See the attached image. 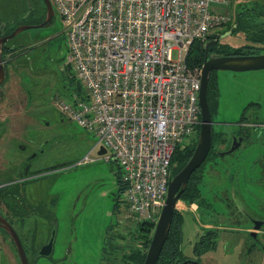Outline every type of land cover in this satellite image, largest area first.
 Wrapping results in <instances>:
<instances>
[{
  "label": "built area",
  "instance_id": "1",
  "mask_svg": "<svg viewBox=\"0 0 264 264\" xmlns=\"http://www.w3.org/2000/svg\"><path fill=\"white\" fill-rule=\"evenodd\" d=\"M233 1L51 0L69 42L67 66L84 89L55 107L98 136L93 150L103 145L107 162L118 160L124 220L160 217L174 152L201 124L202 68H189L186 56L232 21L219 8Z\"/></svg>",
  "mask_w": 264,
  "mask_h": 264
},
{
  "label": "flooded vegetation",
  "instance_id": "2",
  "mask_svg": "<svg viewBox=\"0 0 264 264\" xmlns=\"http://www.w3.org/2000/svg\"><path fill=\"white\" fill-rule=\"evenodd\" d=\"M7 3L9 4V14L17 21L12 25L0 27V39L8 38L19 27L21 28V26L32 27V29L22 31L21 33L34 32L28 35L27 39L29 40H25L24 38L18 39L21 33L9 38L8 41L4 42L2 51V60L5 59L4 64H6V61H10V68L13 70V76L19 81L21 90L25 92V100H23V103L25 102V108H30L32 104L39 99H34L32 89L26 87L24 83V79H29V77L32 78L33 75L31 70L28 69V63L22 59L25 58L28 62H31L29 53L34 51V49L39 50L38 48L52 40V37H55L56 33H53V31L56 27L60 30L61 17L56 14L57 11L51 0H7ZM261 3V5H264V0H261ZM49 6L52 9L50 13ZM261 18V24L264 27V16ZM231 19L234 25L235 22L233 17ZM224 34L226 36L235 35L225 25L219 32L208 39L207 42H212L216 37H219V40L210 47L208 51L209 57L231 56L221 55V52L226 47L225 45L228 44L227 42H221V37L224 36ZM242 44H244V42H242ZM230 46L237 48L240 44L237 46ZM249 51L247 54L239 51L234 57L261 55L264 53L253 54ZM10 68L7 70V74ZM261 70H264V68ZM261 70H250V72L229 71L237 78L239 87L237 86L238 89L234 91V100H232L228 93L227 97L223 100H225L226 105L228 104L231 106L234 112H230L225 106L227 111H224L222 108L221 117H218V100V109H216V111H214V106L210 107L213 128L210 153L202 166L203 169L201 170L200 167L191 175L192 177L180 197L182 203L185 206H189V210L192 212L186 209L184 211L178 209L183 218V225L180 244L181 254L177 257L178 261L175 264H192L191 261H196L200 264H204L205 262L206 264H264V91L257 92L256 96H251L247 99H241L240 97L244 91L242 88L246 90L244 94L249 95L251 92L249 88L253 84L249 83L246 78H254L256 72ZM11 74L12 71L9 76H11ZM29 90L32 92L31 102L29 99ZM54 100L55 99H53L52 102H54ZM42 102H46V100H42ZM58 113L57 120L59 122L62 120L64 121V116L59 111ZM27 122H29V120ZM197 135L198 130L193 136V141L186 145V147L192 145L195 141L198 142L197 139L199 135ZM3 137L4 135L2 138ZM44 143H47V141L45 140ZM33 144L34 140H30L29 147H32ZM17 147L21 150H26V148H28L27 144L25 146L26 148L21 145ZM236 147H238L236 152L231 154L234 155L232 163L228 165L226 161L221 162L220 164L224 166V169L222 172L218 171L219 163L215 161L217 157H229L222 156L221 154ZM40 151L41 153L44 152L42 144L38 149V152ZM237 153L242 154L240 157H237L235 156ZM207 161H209L208 165H206ZM110 162L116 165L115 162ZM32 163L33 161L29 159L22 161L19 165L22 168L17 166L15 170L17 176L9 182L4 180L1 181L3 171L0 169V253H4L6 257L16 264L23 263L15 235L21 243L24 254L27 256L28 264H37L42 257L51 259L55 254L54 252L59 242L57 239L60 233V218L56 216V213L52 212V214L44 215L41 212L42 210L32 209L29 211L31 207L29 205L27 206L23 197L16 193V187L21 184L24 185V183L30 179L31 176L23 179L20 178V176H24L31 172L28 167ZM205 165L206 167L204 168ZM214 166H216V169L213 168ZM65 167H57L56 171L62 170ZM179 172L172 170L171 175L175 176ZM233 177L242 179V183L245 186V193L243 196L242 194L238 196L235 192L233 193L232 190L226 189L223 185L224 183L226 184V182L229 184ZM200 178L202 179L199 185L203 187L201 195L197 198L195 203L189 205L182 200V197L183 195L187 196L189 194L190 190H188V188L194 186ZM117 179L120 185L118 193L114 195L116 205L119 204V202L121 203V189L124 186L121 182V176ZM99 180H101V177ZM214 182H216L217 185ZM102 183L103 182H100L98 187H100ZM211 185L216 186L220 194L218 193L216 198H212L211 201H207L205 196L211 193ZM203 190H206V193H203ZM215 204L219 205L220 211L215 210ZM192 206H195V211L192 210ZM121 213L122 207L116 209V213L114 214L116 217V224L107 229V234L99 250V264L141 263L140 260L144 251L142 249L143 244L141 243L140 223L124 220ZM82 214L81 210L72 213L67 210L63 215L64 227L68 225L70 220L72 222L71 225L74 226L77 221L82 220V217L85 215ZM187 215L193 216L195 222L199 225V231L196 233L198 239L192 247L196 260H192V258H188L187 256L185 257L182 248L184 243V223ZM31 227L38 232L30 231ZM40 229H42V231ZM53 231H55V235L51 255L38 256V252L42 247L49 244ZM69 234L71 235L70 232ZM222 235L231 237L229 240H226L222 238ZM61 241L63 244L68 242L63 239ZM213 252L218 253L217 256L219 260L214 259L211 254ZM82 256H84V254H82ZM132 256H136L137 263L133 259H128ZM202 257L205 259L204 262L203 259H201Z\"/></svg>",
  "mask_w": 264,
  "mask_h": 264
},
{
  "label": "rangeland",
  "instance_id": "3",
  "mask_svg": "<svg viewBox=\"0 0 264 264\" xmlns=\"http://www.w3.org/2000/svg\"><path fill=\"white\" fill-rule=\"evenodd\" d=\"M239 3H242V0H234L232 4L221 6L219 10L232 16L235 6ZM15 21L17 20H14V17L9 14L7 0H0V27L12 25ZM63 31L64 27L61 22L60 30L56 27L53 31L56 35L52 37V40L38 48L39 50L34 49L29 53L31 62L25 58L22 59L28 63V69L33 75L32 78L24 79V83L26 87L32 89L34 99H39L30 108H25V102L23 103L25 92L21 90L20 83L13 76V70L10 68L6 80L10 82L7 83L9 87L2 90L4 94L0 93V169L3 171L1 181H12L17 176L15 174L17 166L22 161L28 160L36 151L38 152L42 144L44 152L33 158L30 171L37 173L43 171L45 174L32 177L24 185L16 187V193L23 197L27 206L31 207L29 211L32 209L42 210L44 215L55 212L56 216L60 218V233L57 239L59 242L55 254L51 259L42 257L37 264H99L101 243L107 234V229L116 224L114 215L116 209L122 207V203L119 202L116 205L114 200V195L118 193L120 185L117 178L122 176V171L117 164L108 163L103 156H97V150L95 151L93 148L97 145L98 136L94 132L82 129L73 121L64 119L59 122L57 120L59 113L55 107V100L59 98L71 99L73 92L84 93V89L79 88L80 85L73 77L75 73L67 66L66 57L69 53V42ZM33 33L23 32L18 39L29 40L27 39L28 35ZM241 39L239 33L227 36L224 34L221 37V42L237 46L242 44ZM11 71L12 77L9 76ZM213 79L216 81L218 91V117H221L222 108L224 111H227L228 108L230 112H234L223 99L227 97L228 93L234 100V91L239 87L237 78L232 75V72L226 70L215 71ZM246 79L253 85L249 88L251 91L249 95L244 94L246 90L242 88L244 91L240 95L241 99L256 96L257 92L264 91V70L256 72L254 78ZM4 87V84L0 86V88ZM53 99H55L54 102H52ZM42 100H46V102H42ZM28 120L29 122H27ZM30 140H34L32 147H29ZM45 140L47 143H44ZM26 144L28 148L25 147ZM18 145L26 150L19 149ZM241 154L237 153L235 156L240 157ZM233 157L234 155L217 157L215 161L219 163L218 171L222 172L224 169L221 162L226 161L230 165ZM209 161L206 162V165L209 164ZM62 165L66 167L62 170L51 171L54 166L61 167ZM213 168L216 169V166ZM100 177L101 180H99ZM100 182L103 183L98 187ZM214 183L217 185L216 182ZM223 185L238 196L241 194L243 196L245 193L242 179H238V177H233L229 184L226 182ZM210 189H212L211 193L205 196L207 201H211L212 198H216L218 193L220 194L216 186L211 185ZM203 193H206V190H203ZM178 208L181 211L186 209L192 212L189 210L190 207L185 206L182 202ZM214 208L216 211H220L218 204H215ZM67 210L70 213L81 210L82 215H85L74 226L71 225L70 220L64 227L63 215ZM184 224L182 247L184 256L196 260L192 247L198 239L196 233L199 231V225L191 215L185 217ZM40 230L42 231V229ZM30 231L38 232L32 227ZM230 237L222 235V238L226 240H229ZM62 239L68 242L63 244ZM211 254L214 259L219 260L217 252ZM0 256L1 264H16L4 253H0ZM201 259L203 262L205 261L204 257Z\"/></svg>",
  "mask_w": 264,
  "mask_h": 264
},
{
  "label": "water",
  "instance_id": "4",
  "mask_svg": "<svg viewBox=\"0 0 264 264\" xmlns=\"http://www.w3.org/2000/svg\"><path fill=\"white\" fill-rule=\"evenodd\" d=\"M51 7L49 6V13L51 12ZM32 29V27L28 26H21L19 27L12 35H10L8 38H2L0 39V86L4 84L6 80L7 75V69L5 68L4 60H2L3 57V44L4 42L8 41L9 38H12L18 34H20L22 31ZM213 36V35H212ZM219 40V37H216L212 42H206L205 43V61L202 65V87L200 90L199 95V104L201 106V124H200V133L198 136V142L194 149L193 156L188 160L186 165L182 168V170L175 176H170V181L168 184V193L165 199V205L160 211V217L158 218L157 222L155 223V229L154 233L152 235V240L148 248V253L146 255L145 263L144 264H158V260L162 254V248L166 241L168 240V236L172 227V220L175 215V211L178 210V205L180 202L181 195L185 191V187L187 186L191 175L202 167L204 165V162L206 161L209 153H210V147L212 143V115H210V106L208 103V85H209V78L214 70L219 71H232V72H238V71H248L250 70H261L264 68V53L261 55H249V56H208V51L211 46H213L217 41ZM32 92L29 90V99L30 102L32 101ZM57 110V109H56ZM65 118V117H64ZM236 148L229 149L228 152L222 153V156H229L231 154H234L236 152ZM97 156H104L107 155L109 152L108 150L103 146H99L97 149ZM95 150V151H96ZM40 152H35L34 155L30 156L28 159L33 161L35 157L40 154ZM111 161L118 163V160L116 158H112ZM31 165V164H30ZM65 167L64 165H62ZM61 166V167H62ZM118 166V164H117ZM30 168V166L28 167ZM57 167L54 166L51 171H56ZM48 171V170H47ZM45 171V172H47ZM43 172V171H42ZM29 172L25 174L24 176H20V178H29V176L37 177L41 174H45L44 172ZM19 176V175H18ZM55 231H53V234L51 236V239L49 240V244L47 246L42 247V249L38 252V256L51 255L52 247H53V239H54ZM16 243H18L19 252L22 257V263L28 264L27 256L24 254L21 243L19 242V239H17L15 235ZM192 264H200L196 261H191Z\"/></svg>",
  "mask_w": 264,
  "mask_h": 264
},
{
  "label": "trees",
  "instance_id": "5",
  "mask_svg": "<svg viewBox=\"0 0 264 264\" xmlns=\"http://www.w3.org/2000/svg\"><path fill=\"white\" fill-rule=\"evenodd\" d=\"M261 0H242V3H239L235 6L233 11V17L235 24L233 25V21L227 24V28L232 31L233 34L236 32L242 36L241 44L239 47H231L230 45H225V49L221 52V55H231L236 56L239 51L252 52L253 54H261L264 52V27L262 26V18L264 16V5H261ZM217 48V47H215ZM205 44H200L198 42L192 43V46L189 49L187 54L186 63L189 68H202V65L205 61ZM5 62V59H4ZM9 65H8V64ZM7 64V65H6ZM5 68L8 70L10 68V61H6ZM215 72V71H214ZM211 74L209 78L208 85V103L209 106H214V111H216L218 103V91L217 84L215 79H213V74ZM77 82V81H76ZM79 85V84H78ZM81 88V85L80 87ZM80 94V93H79ZM81 95V94H80ZM200 126L198 127V135L200 133ZM197 135V136H198ZM197 141L193 142L192 145H189L182 149H177L174 153L171 162V169L179 172L186 165L188 160L193 156V151L196 147ZM201 170L203 167L200 168ZM171 170V171H172ZM201 179L198 180L194 186L188 188L189 194L187 196L182 197L187 204H193L197 201V198L201 195V191L203 187H200ZM122 182V181H121ZM124 188V186H123ZM123 188L121 189L123 193ZM174 215V219L172 221V227L169 233V238L165 245L163 246V251L161 257L159 259L158 264H175L178 260L177 257L180 256V244H181V230H182V222L183 218L181 213L176 210ZM141 226V243L143 244V254L140 260V264H144V260L146 258L149 245L152 240V235L154 233L155 224L150 222L148 223H140ZM129 260L133 259L136 262V256H132L128 258ZM137 263V262H136Z\"/></svg>",
  "mask_w": 264,
  "mask_h": 264
},
{
  "label": "crops",
  "instance_id": "6",
  "mask_svg": "<svg viewBox=\"0 0 264 264\" xmlns=\"http://www.w3.org/2000/svg\"><path fill=\"white\" fill-rule=\"evenodd\" d=\"M9 74V73H8ZM8 74H7V77H6V80H7V78H8ZM5 80V82H4V85H5V87L4 88H0L1 90H0V93H3L4 94V92L2 91V90H4V89H7L8 87H9V84H7L8 82ZM10 83V82H9ZM8 85V86H7ZM7 87V88H6ZM9 95H11V94H9ZM29 115V114H28Z\"/></svg>",
  "mask_w": 264,
  "mask_h": 264
},
{
  "label": "bare ground",
  "instance_id": "7",
  "mask_svg": "<svg viewBox=\"0 0 264 264\" xmlns=\"http://www.w3.org/2000/svg\"><path fill=\"white\" fill-rule=\"evenodd\" d=\"M165 245V244H164ZM148 253V252H147ZM146 259V258H145ZM145 261V260H144Z\"/></svg>",
  "mask_w": 264,
  "mask_h": 264
}]
</instances>
